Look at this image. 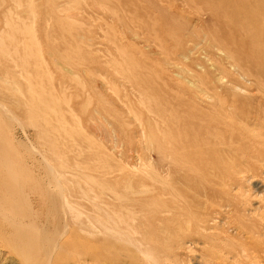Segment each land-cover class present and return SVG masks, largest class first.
<instances>
[{
  "label": "rangeland",
  "instance_id": "1",
  "mask_svg": "<svg viewBox=\"0 0 264 264\" xmlns=\"http://www.w3.org/2000/svg\"><path fill=\"white\" fill-rule=\"evenodd\" d=\"M10 1L0 0V162L42 177L66 165V174L99 184L102 204L143 207L148 222L131 224L145 244L161 248L164 264H264V155L225 135L250 132L264 141V0ZM6 23H30L34 50L22 49L27 38ZM227 113L233 129L220 124ZM195 130L203 132L198 150L190 148L179 167V132ZM161 133L172 137L175 159L151 142ZM125 258L118 259L129 264Z\"/></svg>",
  "mask_w": 264,
  "mask_h": 264
},
{
  "label": "bare ground",
  "instance_id": "2",
  "mask_svg": "<svg viewBox=\"0 0 264 264\" xmlns=\"http://www.w3.org/2000/svg\"><path fill=\"white\" fill-rule=\"evenodd\" d=\"M10 1V0H9ZM28 1V0H27ZM31 1V0H30ZM47 1V0H46ZM50 1V0H49ZM56 1V0H55ZM82 1V0H81ZM104 1V0H103ZM234 1V0H233ZM160 2V1H159ZM2 3V2H1ZM11 3V1H10ZM28 3V2H27ZM32 2H29V5ZM18 4V3H16ZM63 4V3H62ZM70 4V3H69ZM68 4V5H69ZM174 4V3H173ZM67 5V4H66ZM67 5V6H68ZM71 5V4H70ZM95 5V4H94ZM103 5V4H102ZM28 6V5H27ZM31 6V5H30ZM28 6V10L32 7ZM101 6V4H100ZM105 6V5H104ZM54 7V6H53ZM61 7V6H60ZM57 7V8H60ZM63 7V6H62ZM66 7V6H64ZM69 7V6H68ZM167 7V6H166ZM17 8V6H16ZM31 8V9H29ZM49 8V7H48ZM55 8V9H57ZM70 8V7H69ZM68 8V9H69ZM98 8V6H97ZM185 8V7H184ZM108 9V8H106ZM105 9V10H106ZM127 9V8H125ZM19 10V9H18ZM50 10V8H49ZM53 10V9H51ZM99 10V9H98ZM110 10V9H109ZM27 11V10H26ZM55 11V10H54ZM57 11V10H56ZM75 11V10H73ZM8 12V11H7ZM32 12V11H31ZM46 12V11H45ZM103 12V10H102ZM109 12V11H108ZM118 12V11H117ZM123 12V11H122ZM29 13V12H28ZM25 13V14H28ZM34 13V10H33ZM30 13L33 17L36 15ZM57 13V12H56ZM69 12L66 11L65 14ZM72 13V12H70ZM76 13V11H75ZM79 13V12H78ZM202 13V12H201ZM10 14V13H9ZM29 14V15H30ZM103 14V13H102ZM203 14V13H202ZM54 15V14H53ZM73 15V14H72ZM77 15V14H76ZM134 15V13H133ZM25 16V15H24ZM28 16V15H27ZM46 16V15H45ZM43 18H46V17ZM116 16V15H115ZM131 16V15H130ZM6 16H4L5 18ZM10 17V16H9ZM68 17V16H67ZM73 17V16H72ZM71 17V18H72ZM78 17V16H77ZM125 17V16H124ZM182 17V16H181ZM198 17V16H197ZM26 18V16H25ZM70 18V17H68ZM11 19V18H10ZM28 19V17H27ZM31 19V21H32ZM82 19V17H81ZM6 20V19H5ZM4 20V21H5ZM18 20V19H17ZM26 20V19H25ZM35 20V19H34ZM45 20V19H44ZM66 20V17H65ZM64 20V22H65ZM69 20V19H68ZM77 20V19H76ZM73 21V20H72ZM151 21V20H150ZM183 21V20H182ZM186 21V20H185ZM7 22V21H6ZM27 22V21H26ZM49 22V21H48ZM75 22V21H74ZM133 22V21H132ZM153 22V21H151ZM150 22V23H151ZM179 22V21H178ZM195 22V21H194ZM11 23V22H10ZM31 23V22H30ZM18 26L14 23L7 25L9 33L26 37L27 40L22 44V49L31 50L37 46L36 41L33 40L32 27ZM33 23V22H32ZM76 23V22H75ZM137 23V22H136ZM155 23V22H154ZM22 24V23H21ZM49 24V23H47ZM77 24V23H76ZM121 24V23H120ZM119 24V25H120ZM33 25V24H31ZM46 25V24H45ZM44 25V26H45ZM50 25V24H49ZM60 25V24H59ZM80 25V24H78ZM108 25V24H107ZM124 25V24H123ZM133 25V24H132ZM194 25V24H193ZM192 26V25H191ZM48 27V26H46ZM111 27V26H110ZM154 27V26H153ZM225 27V26H224ZM71 28V27H70ZM77 28V27H76ZM79 28V27H78ZM77 28V29H78ZM137 28V27H136ZM143 28V27H142ZM124 29V28H123ZM126 29V27H125ZM152 29V28H151ZM226 29V28H225ZM34 30V29H33ZM188 30V29H187ZM72 31V29H71ZM75 31V28H74ZM77 31V30H76ZM80 30H78L79 32ZM105 31V30H104ZM121 31V30H120ZM130 31V30H129ZM203 31V30H202ZM206 31V30H205ZM34 32V31H33ZM99 32V30H98ZM114 32V31H113ZM151 32V31H150ZM80 33V32H79ZM78 33V34H79ZM109 33V32H108ZM149 33V32H148ZM130 34V32H129ZM134 34V33H132ZM80 35V34H79ZM102 35V34H101ZM205 35V34H204ZM216 35V34H215ZM45 37V36H44ZM115 37V36H114ZM124 37V36H123ZM156 37V36H155ZM168 37V36H167ZM206 37V36H204ZM203 37V38H204ZM78 38V37H77ZM108 38V37H107ZM110 38V37H109ZM141 38V37H140ZM169 38V37H168ZM172 38V37H171ZM185 38V37H184ZM213 38H216L213 37ZM79 39V38H78ZM101 39V38H100ZM111 39V38H110ZM151 39V38H150ZM80 40V39H79ZM83 40V39H82ZM102 40V39H101ZM204 40V39H203ZM220 40V39H219ZM104 41V40H103ZM109 41V40H108ZM107 41V42H108ZM136 41V40H135ZM138 41V40H137ZM146 41V40H145ZM160 41V40H159ZM15 42V41H14ZM23 42V41H22ZM114 42V41H113ZM112 42V43H113ZM148 42V41H147ZM155 42V39H154ZM158 42V41H157ZM1 43V42H0ZM4 43V42H3ZM153 43V42H152ZM21 43H19L20 45ZM110 44V42H109ZM161 44V43H160ZM18 45V44H17ZM115 44L112 45V47ZM148 45V44H147ZM150 45V44H149ZM176 45V44H174ZM216 45V44H215ZM222 45V43H221ZM232 45V44H231ZM54 46V45H53ZM84 46V45H83ZM162 46V45H161ZM4 47V46H3ZM39 47V45H38ZM86 47V46H85ZM140 47V46H138ZM160 47V45H159ZM194 47V46H193ZM200 47V46H199ZM213 47V46H212ZM225 47V46H224ZM223 47V48H224ZM37 48V47H36ZM89 47H87L88 49ZM119 48V47H118ZM121 48V47H120ZM157 49V47H155ZM197 48V47H196ZM195 48V49H196ZM6 49V48H5ZM21 49V50H22ZM39 49V48H38ZM144 49V48H143ZM147 49V48H146ZM150 49V48H149ZM155 49V50H156ZM181 49V48H180ZM18 50V49H17ZM151 50V49H150ZM158 50V49H157ZM215 50V48L213 49ZM19 51V50H18ZM124 51V50H123ZM160 50L159 52H161ZM193 51V50H192ZM195 51V50H194ZM193 51V52H194ZM2 52V51H1ZM6 52V51H5ZM15 52V50H14ZM216 52L217 49H216ZM225 52V51H224ZM122 53V52H121ZM149 53V52H148ZM198 53V52H197ZM3 54V53H2ZM153 54V53H152ZM165 54V53H164ZM189 54V53H188ZM222 54V53H221ZM220 54V55H221ZM224 54V53H223ZM252 54V53H251ZM5 55V54H4ZM87 55V54H86ZM154 55V54H153ZM226 55V54H225ZM224 55V56H225ZM250 55V53H249ZM102 56V55H101ZM127 57V55L125 54ZM150 56V55H149ZM176 56V55H175ZM195 56V55H194ZM37 57V56H36ZM48 57V56H47ZM121 57V56H119ZM125 58V57H124ZM141 58V57H140ZM168 58V57H167ZM181 58V57H180ZM202 58V57H201ZM251 58V57H250ZM108 59V58H107ZM119 59V58H118ZM133 58H131L132 60ZM162 59V58H161ZM182 59V58H181ZM180 59V61H181ZM227 59V58H226ZM3 60V59H2ZM8 60V59H7ZM37 60V59H36ZM127 60V58H126ZM164 60V59H163ZM229 60V58H228ZM64 61V60H63ZM62 61V62H63ZM66 61V59H65ZM64 61V62H65ZM68 61V60H67ZM115 61V60H114ZM168 61V60H167ZM185 61V60H184ZM79 62V61H78ZM111 62V61H110ZM109 62V63H110ZM113 62V61H112ZM132 62V61H129ZM231 62V61H229ZM67 63V62H66ZM122 63V62H121ZM24 64V63H22ZM72 64V63H71ZM113 64V63H112ZM134 64V63H133ZM163 64V63H162ZM166 64V63H165ZM164 64V65H165ZM178 64V63H177ZM207 64V63H206ZM99 65V64H98ZM175 65V64H174ZM111 66V65H110ZM115 66V64L113 65ZM233 66V65H232ZM27 67V65H26ZM60 67V66H59ZM116 67V66H115ZM164 67V66H163ZM174 67V66H173ZM15 68V67H14ZM139 68V67H138ZM165 68V67H164ZM172 68V67H171ZM178 68V67H176ZM183 68V67H182ZM195 68H197L195 66ZM21 69V68H20ZM128 69V67H127ZM135 69V68H134ZM175 69V68H174ZM210 69V68H209ZM17 70V69H16ZM136 70V69H135ZM138 70V69H137ZM150 70V69H149ZM181 69H179L180 71ZM62 71V70H61ZM189 71V70H187ZM47 72V71H46ZM86 72V71H84ZM96 72V70H95ZM136 72V71H135ZM147 72V71H146ZM149 72V71H148ZM147 72V73H148ZM177 72V71H176ZM88 73V72H87ZM179 73V72H178ZM20 74V73H19ZM49 74V73H48ZM70 74V73H69ZM96 74V73H95ZM115 74V73H114ZM120 74V73H119ZM118 74V75H119ZM126 74V73H125ZM130 74V73H129ZM133 74V73H132ZM137 74V73H136ZM188 74V73H187ZM84 75V73H83ZM171 75V74H170ZM72 76V75H71ZM88 76V75H87ZM91 77V75H89ZM88 76V77H89ZM98 76V75H97ZM127 76V75H126ZM191 76V75H190ZM19 77V76H17ZM21 77V76H20ZM117 77V76H116ZM49 78V77H48ZM102 78V77H101ZM99 78L100 80H103ZM105 78V77H104ZM120 78V77H119ZM134 78V77H133ZM150 78V77H149ZM157 78V76H156ZM19 79V78H18ZM21 79V78H20ZM24 79V78H23ZM26 79V78H25ZM29 79V78H28ZM86 79V78H85ZM92 79V78H90ZM89 80V79H88ZM121 80V79H120ZM149 80V79H148ZM186 80V79H185ZM206 80V79H205ZM5 81V80H4ZM22 81V80H21ZM105 81V80H103ZM128 81V80H127ZM126 81V82H127ZM7 82V81H6ZM12 82V81H11ZM97 82V81H96ZM95 82V83H96ZM134 82V81H133ZM164 82V81H163ZM186 82V81H185ZM196 82V81H195ZM218 82V81H217ZM222 82V81H221ZM35 83V82H34ZM51 83V82H50ZM89 83V82H88ZM105 83V82H104ZM219 83V82H218ZM4 84H6L4 82ZM31 84V83H30ZM29 84V85H30ZM106 84V83H105ZM187 84V83H186ZM222 84V83H221ZM81 85V84H80ZM98 85V84H97ZM149 85V84H148ZM164 85V84H162ZM26 86V85H25ZM37 86V85H35ZM91 86H93L91 84ZM95 86V85H94ZM107 86V85H106ZM105 86V87H106ZM130 86V85H129ZM227 86V85H226ZM17 87V86H16ZM27 87H29L27 85ZM97 87V86H96ZM104 87V86H102ZM137 87V86H136ZM158 87V86H157ZM52 88V87H51ZM95 88V87H94ZM98 88V87H97ZM113 88V87H112ZM189 88V87H188ZM197 88V87H196ZM114 89V88H113ZM194 89V88H193ZM201 89V88H200ZM207 89V88H206ZM234 89V88H233ZM18 90V89H16ZM53 90V89H52ZM101 90V87H100ZM130 90V89H129ZM197 90V89H195ZM3 91V90H2ZM95 91V90H94ZM103 91V90H102ZM108 91V90H107ZM148 91V90H147ZM237 91V90H236ZM241 91V90H240ZM11 92V90H10ZM13 92V91H12ZM31 92V90H30ZM34 92V90H33ZM50 92V91H49ZM106 92V91H105ZM104 92V93H105ZM133 92V91H132ZM137 92V91H136ZM215 92V91H214ZM17 93V92H14ZM42 93V92H41ZM40 93V94H41ZM64 93V92H63ZM96 93V91H95ZM108 93V92H106ZM110 93V92H109ZM209 93V92H208ZM30 94V93H29ZM52 94V93H51ZM61 94V93H60ZM102 94V93H101ZM112 94V93H111ZM116 96V92L114 93ZM118 94V93H117ZM215 94V93H214ZM245 94V93H244ZM252 94V93H251ZM257 94V93H256ZM18 95V94H17ZM20 95V93H19ZM48 95V94H47ZM86 95V94H85ZM174 95V94H173ZM239 95H241L239 93ZM249 95V94H248ZM29 96V95H28ZM46 96V95H45ZM82 96V95H81ZM99 96V95H98ZM132 96V95H131ZM150 96V95H149ZM194 96V95H193ZM201 96V95H200ZM217 96V95H216ZM30 97V96H29ZM41 97V96H40ZM87 97V96H86ZM114 97V95H113ZM137 97V96H136ZM233 97V96H232ZM38 98V97H36ZM100 98L101 95H100ZM140 98V96H139ZM195 98V97H194ZM203 98V97H202ZM201 98V99H202ZM214 98V97H213ZM219 98V97H218ZM35 99V98H34ZM41 99V98H40ZM86 99V98H85ZM105 99V98H104ZM107 99V98H106ZM234 99V98H233ZM236 99V98H235ZM30 98H28L29 102ZM32 100V99H31ZM65 100V99H64ZM102 100V99H101ZM100 100V101H101ZM118 100V98H117ZM222 101L221 99H219ZM24 101V100H23ZM33 101V100H32ZM35 101V100H34ZM50 101V100H49ZM53 101V100H52ZM88 101V99H87ZM90 101V100H89ZM103 101V100H102ZM141 101V100H140ZM152 101V99H151ZM202 101V100H201ZM153 102V101H152ZM27 103V102H26ZM34 103V102H33ZM52 103V102H51ZM68 103V102H67ZM89 103V102H88ZM91 103V102H90ZM110 103V102H109ZM210 103V102H208ZM59 104V103H58ZM106 104V103H105ZM140 104V103H139ZM109 105V104H108ZM111 105V104H110ZM148 105V104H147ZM146 105V106H147ZM150 105V104H149ZM202 105V104H201ZM206 105V104H205ZM1 106V105H0ZM29 106V104H28ZM87 106V105H86ZM113 106V105H112ZM122 106V105H121ZM140 106V105H139ZM142 106V105H141ZM209 106V105H208ZM229 106V105H228ZM22 107V106H21ZM88 107V106H87ZM90 107V106H89ZM108 107V106H107ZM124 107V106H123ZM130 107V106H129ZM145 107V104H144ZM210 107V106H209ZM247 107V106H246ZM24 108V107H23ZM47 108V107H45ZM55 108V107H54ZM82 108V107H81ZM85 108V107H84ZM96 108V107H95ZM109 108V107H108ZM112 108V107H111ZM122 108V107H121ZM143 108V107H142ZM248 108V107H247ZM253 108V107H252ZM27 109V108H26ZM125 108H123L124 110ZM128 109V108H127ZM126 109V110H127ZM130 109V108H129ZM212 109V108H211ZM250 109V108H249ZM4 110V109H3ZM24 110V109H23ZM49 110V108H48ZM82 110V109H80ZM84 110V109H83ZM82 110V113L84 112ZM102 110V109H101ZM112 110V109H111ZM154 110V109H153ZM162 110V109H161ZM215 110V109H213ZM220 110V109H219ZM158 111V110H157ZM163 111V110H162ZM252 111V110H251ZM2 112V111H1ZM45 112V111H44ZM49 112V111H48ZM54 112V111H53ZM96 112V111H95ZM128 112V111H127ZM213 112V111H212ZM215 112V111H214ZM28 113V112H26ZM31 113V112H30ZM40 113V112H39ZM132 113V112H131ZM256 113V112H255ZM262 113V111H261ZM135 114V113H134ZM148 114V113H147ZM175 114V113H174ZM183 114V113H182ZM30 115V114H28ZM26 114V116H28ZM97 115V113H96ZM105 115V114H104ZM133 115V114H132ZM136 115V114H135ZM152 115V114H151ZM170 115V114H169ZM93 116V115H92ZM91 116V117H92ZM139 116V115H138ZM168 116V114H167ZM184 116V115H183ZM218 116V115H217ZM248 116V115H247ZM90 117V118H91ZM94 117V116H93ZM129 117V116H128ZM133 117V116H132ZM170 117V116H169ZM222 124L227 129H231L233 121L230 120L228 113L223 116ZM1 118V116H0ZM59 118V117H58ZM96 118V116H95ZM99 117H97L98 119ZM109 118V117H108ZM135 120V117H133ZM139 118V117H138ZM208 118V117H207ZM211 118V115H210ZM236 118V117H235ZM55 119V118H54ZM131 119V118H130ZM137 119V118H136ZM158 119V118H157ZM181 119V118H180ZM222 119V118H221ZM40 120V119H39ZM43 120V119H42ZM126 120V119H125ZM184 120V119H183ZM195 120V119H194ZM198 120V119H197ZM201 120V118L199 119ZM218 120V119H216ZM45 121V120H44ZM60 121V120H59ZM92 121V120H91ZM101 121V119H100ZM132 121V120H131ZM180 121V120H179ZM3 122V121H2ZM75 122V121H74ZM95 122V121H94ZM97 122V121H96ZM95 122V123H96ZM99 122V121H98ZM104 122V121H103ZM137 122V121H136ZM135 122V123H136ZM165 122V120H164ZM195 122V121H193ZM92 123V122H91ZM155 123V122H154ZM237 123V122H236ZM36 124V123H35ZM55 124V123H54ZM57 124V123H56ZM140 124V123H139ZM178 124V123H177ZM219 124V125H220ZM260 124V123H259ZM4 125V124H3ZM75 125V124H74ZM79 125V124H78ZM91 125V124H90ZM96 125V124H95ZM98 125V124H97ZM141 125V124H140ZM139 125V126H140ZM157 125V124H156ZM155 125V127H156ZM218 125V126H219ZM221 125V126H222ZM37 126H39L37 124ZM69 126V125H68ZM67 126V127H68ZM99 126V125H98ZM107 126V125H106ZM105 126V127H106ZM186 126V125H185ZM190 126V125H189ZM199 126V125H198ZM54 127V126H53ZM95 127V126H94ZM162 127V126H161ZM76 128V127H75ZM98 128V127H96ZM100 128V127H99ZM110 128V127H108ZM157 128V127H156ZM186 128V127H185ZM206 128V127H205ZM244 128V126H243ZM79 129V128H78ZM104 129V128H103ZM106 129V128H105ZM165 129V128H164ZM167 129V128H166ZM165 129V130H166ZM233 129V128H232ZM7 130V129H6ZM70 130V129H69ZM99 130V129H98ZM141 130V128H140ZM139 130V131H140ZM182 130V129H181ZM2 131V130H1ZM56 131V130H53ZM78 131V130H77ZM189 131V130H188ZM64 132V131H63ZM66 132V131H65ZM97 132V131H96ZM141 132V131H140ZM192 132V131H191ZM192 136L180 134L179 132V167L181 164L185 165V153L190 151V148L198 150L197 138L200 137L202 131H193ZM192 132V133H193ZM261 132V131H260ZM3 133V132H1ZM55 133V132H54ZM68 133V132H67ZM107 133V132H106ZM158 133V132H156ZM170 133V132H169ZM183 133V132H182ZM52 134V133H51ZM61 134V133H60ZM160 138L153 137V141L158 145L159 152L172 153L173 159L176 158L178 152L169 150L172 140L168 134L161 133ZM205 134L210 137H215L214 130L206 128ZM65 135V134H64ZM139 135V134H138ZM159 135V134H158ZM225 135L230 140L236 142L249 143L250 147L258 153L259 157L264 155V141L261 140V135L254 133L241 132L234 134L225 131ZM1 136V135H0ZM73 136V134H72ZM97 136V135H96ZM107 136V135H106ZM110 136V135H109ZM151 136V135H150ZM263 136V135H262ZM9 137V136H8ZM104 137V136H103ZM119 136H117L118 138ZM178 137V136H177ZM234 137L236 139H234ZM78 138V137H76ZM81 138V137H80ZM89 138V137H88ZM224 138V137H222ZM106 139V138H105ZM142 139V138H141ZM151 139V138H150ZM159 139V142L158 140ZM7 140V138H6ZM5 140V141H6ZM51 140V139H50ZM90 141V139H88ZM104 140V139H103ZM110 140V139H109ZM211 140V139H210ZM221 140V139H220ZM148 141V140H147ZM175 141V140H174ZM213 141V140H212ZM211 141V144H213ZM219 141V140H218ZM86 142V141H85ZM91 142V141H90ZM93 142V141H92ZM95 142V141H94ZM110 142V141H109ZM150 142V141H149ZM210 142V141H209ZM217 142V141H216ZM10 143V142H9ZM77 143V142H76ZM119 143V142H118ZM196 143V144H195ZM218 143V142H217ZM229 143V142H228ZM5 144H8L6 141ZM75 144V143H74ZM115 144V143H113ZM117 144V143H116ZM115 144V145H116ZM201 144V143H200ZM204 143L202 142V145ZM210 144V145H211ZM231 144V143H230ZM118 145V144H117ZM128 145V144H127ZM147 145V144H146ZM149 145V144H148ZM245 145V144H244ZM5 146V145H4ZM100 146V145H99ZM248 146V147H249ZM1 147V146H0ZM11 147V146H10ZM60 147V146H59ZM92 147V146H91ZM118 147V146H116ZM147 147V146H146ZM2 148V147H1ZM6 148V146H5ZM8 148V147H7ZM62 148V147H61ZM102 148V147H100ZM113 148V147H112ZM216 148V147H215ZM13 148H11L12 151ZM52 149V148H50ZM60 149V148H59ZM231 149V148H230ZM229 149V150H230ZM10 150V149H8ZM7 150V151H8ZM89 150V149H88ZM114 150V149H113ZM5 151V150H4ZM15 151V150H14ZM90 151V150H89ZM227 151V150H226ZM225 151V152H226ZM3 151L1 150V153ZM10 152V151H9ZM58 152V151H57ZM120 152V151H118ZM207 152V151H206ZM233 152V151H232ZM4 153V152H3ZM6 153V152H5ZM96 153V152H95ZM127 153V152H126ZM131 153V152H130ZM167 153V154H169ZM9 154V153H8ZM24 154V153H23ZM118 154V153H117ZM4 154H2L3 157ZM81 155V154H80ZM138 155V154H137ZM247 155V153H246ZM14 156V155H13ZM189 156V155H188ZM201 156H203L201 154ZM6 157V156H5ZM191 157V156H190ZM189 157V158H190ZM80 158V157H79ZM138 159V157H136ZM177 158V159H178ZM188 158V159H189ZM204 158V157H203ZM210 158V157H209ZM264 158V157H263ZM11 159V158H10ZM13 159V158H12ZM65 159V158H63ZM78 159V158H77ZM98 159V158H97ZM136 159V160H137ZM260 159V158H259ZM19 160V159H18ZM135 160V159H134ZM241 161V160H240ZM258 161V160H257ZM0 165V264H125L118 258L124 256L128 259L129 264H142L147 262L149 264H164L161 258V248L154 251L150 244L144 242L147 238L141 235V230L133 223L137 220L140 224L145 225L144 208L140 207L138 213L129 210L127 205L116 206V209L108 206L109 204H102L103 193L98 192L96 181L87 180L81 174L68 175L65 170L66 165H60L57 168V173L49 172L45 176L31 175L30 169L23 166V164L12 163L8 158L1 159ZM0 162V163H1ZM120 162V161H119ZM138 163V162H137ZM64 164V163H63ZM138 165V164H137ZM263 165V164H262ZM77 166V165H76ZM141 166V165H140ZM228 166V165H227ZM46 167V166H45ZM74 167V166H73ZM148 167V166H147ZM53 168V167H52ZM137 168V167H136ZM96 170V169H95ZM132 170V168H131ZM135 170V169H134ZM147 170V169H146ZM51 171V170H50ZM53 171V170H52ZM70 171V170H69ZM110 171V170H109ZM198 171V170H196ZM74 172V171H73ZM78 172V171H77ZM103 172V171H102ZM71 173V172H70ZM137 173V172H136ZM140 173V172H138ZM191 173V172H190ZM194 173V172H193ZM200 173V172H199ZM144 174V173H143ZM249 174V173H248ZM109 177V176H108ZM140 177V176H139ZM75 178V179H74ZM148 178V177H147ZM150 178H152L150 176ZM92 179V178H91ZM156 181V180H155ZM160 181V180H159ZM124 183V182H123ZM165 183V182H164ZM152 185V184H151ZM159 185V184H158ZM105 186V185H104ZM168 186V185H167ZM166 186V187H167ZM181 186V185H180ZM174 187V186H173ZM97 188V189H96ZM107 188V187H105ZM161 188V187H160ZM165 189V188H164ZM169 189V188H168ZM107 190V189H106ZM171 190V189H170ZM111 192V190L109 191ZM173 192V191H172ZM166 194V193H165ZM177 194V193H176ZM109 195L115 197L116 193L111 192ZM143 196V195H142ZM119 197V196H118ZM121 197V196H120ZM179 197V196H178ZM128 198V197H127ZM169 198V197H168ZM119 198V202H120ZM102 200V201H101ZM113 200V201H114ZM126 200V199H125ZM174 200V199H173ZM124 201V200H123ZM183 201V200H182ZM117 202V201H116ZM176 203V202H175ZM86 204L89 208H86ZM151 206V205H150ZM198 209V208H197ZM181 210V209H180ZM171 211V210H170ZM221 211V210H220ZM196 216V215H195ZM144 217V218H142ZM137 222V223H138ZM244 226V225H243ZM234 230V229H233ZM212 232V231H211ZM144 233V232H143ZM168 233V232H167ZM146 234V233H145ZM146 236V235H145ZM243 237V236H242ZM172 238V237H171ZM177 238V237H176ZM262 238V237H261ZM149 239V238H148ZM151 241V239H149ZM148 242V240H147ZM146 242V243H147ZM194 244V243H193ZM155 247V246H153ZM178 248V247H177ZM245 253L248 249L244 246ZM263 250V251H262ZM138 252L142 258L138 255ZM156 252V257H154ZM81 254L76 256V254ZM160 253V254H159ZM250 253V252H249ZM260 253H264L261 249ZM255 254V253H254ZM244 255V254H243ZM257 256V254H255ZM261 255V254H260ZM253 256V253H252ZM89 257V258H88ZM228 257V256H227ZM258 257V256H257ZM88 258V259H86ZM197 259V258H196ZM223 259V258H222ZM258 260V259H257ZM255 259H250V264L258 263ZM220 261V260H219ZM247 261V260H246ZM221 262V261H220ZM223 262V261H222ZM224 264V263H223ZM260 264V263H259ZM263 264V263H262Z\"/></svg>",
  "mask_w": 264,
  "mask_h": 264
}]
</instances>
